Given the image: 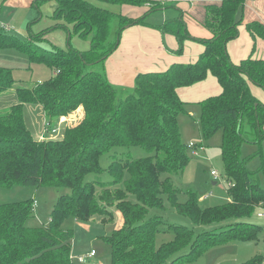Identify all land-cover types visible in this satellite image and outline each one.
Instances as JSON below:
<instances>
[{
  "label": "trees",
  "instance_id": "1",
  "mask_svg": "<svg viewBox=\"0 0 264 264\" xmlns=\"http://www.w3.org/2000/svg\"><path fill=\"white\" fill-rule=\"evenodd\" d=\"M39 1H54L55 27L89 39L90 48L52 46L45 50L43 31L25 42L0 25V50L14 48L27 54L31 63H44L53 71L45 82L22 86L10 69L0 67V96L12 91L18 101L0 112V189L21 185L67 188L69 193L58 196L46 226L26 225L35 210L32 199L0 202V264H73V231L63 229V222L69 218L87 222L94 216L105 220L112 208L122 216V224L104 237L111 249L110 264H175L178 259L171 256L187 245L191 251L186 256L191 260L220 245L257 239L263 228L250 219L257 205L264 204L259 179L264 161L259 170L250 171L241 148L244 143L261 148L264 140V105L250 89L256 86L264 91V58L253 56L254 47L252 55L233 63L226 50L227 43L239 36L243 8L249 0L205 5L201 26L212 38L198 40L204 45L198 59L173 64L164 72L138 74L131 89L111 84L104 62L119 45L125 27L145 24V16L167 7L161 5L165 0H95L119 7L147 6V13L139 19L96 6L92 0H35L33 4ZM158 28L175 37L178 55L184 41L197 40L181 16ZM246 30L253 42L264 39L263 24L248 23ZM208 75L222 91L199 103V131L202 141L221 131L220 160L229 200L203 207L200 202L205 199L191 191L180 202L170 176L183 173L190 160L188 150L196 155L200 149L197 143L190 142L194 146L189 148L190 143L181 141L178 118L186 113V103L177 90L204 81ZM24 105L42 107L48 123L44 135H50L60 118L79 107L84 117L62 134L60 125L56 138L37 140L26 127ZM130 147L141 148L146 155L132 158L119 152ZM104 155L111 159L107 168L100 164ZM105 173L110 181L101 180ZM164 200L201 227L227 219L236 222L197 235L185 226L169 225L174 239L156 246L162 219L150 211L163 208ZM262 259L255 258L254 264Z\"/></svg>",
  "mask_w": 264,
  "mask_h": 264
},
{
  "label": "rangeland",
  "instance_id": "2",
  "mask_svg": "<svg viewBox=\"0 0 264 264\" xmlns=\"http://www.w3.org/2000/svg\"><path fill=\"white\" fill-rule=\"evenodd\" d=\"M2 1V0H1ZM19 0H16L18 3ZM97 6L108 8L115 13H119V6L104 4L92 0ZM165 10H156L146 17L147 21L159 23L160 26L165 22L161 14L172 12L174 7L172 4H167ZM56 8L54 1H39L36 5L31 4L28 7H14L11 12H2L0 22L13 28L9 34L16 35L21 40L27 42L34 35L45 33V41L41 46L45 50H51L52 46L60 50H67L69 47L81 49L84 46V40L74 35L70 36L66 31L56 28L52 19L53 12ZM164 9V8H163ZM172 19V18H170ZM170 21V20H166ZM187 41V40H186ZM184 41V43L186 42ZM183 43V45H184ZM0 67H5L12 71V75L16 83L22 86H32L37 83L45 82L53 76L51 68L44 63L30 62L27 54L20 53L14 48H3L0 50ZM131 89L132 87H125ZM259 97L264 96L262 89H256ZM256 95V94H255ZM16 94L12 91L0 96V112L6 111L12 105L17 103ZM186 113L178 118V126L181 135V141L187 145L190 142L197 143L199 148L196 155H192L188 150L190 157L189 163L185 167L183 173L177 176H170L172 184L179 190V201L184 202L187 199L189 191L195 193L203 207L217 206L226 204L228 198V183L223 177V166L220 160L221 146V131L216 132L210 138L201 139L198 118L199 107L194 105H186ZM198 109V112L195 111ZM75 112V111H74ZM73 112V113H74ZM24 120L26 127L37 140H41L40 136H35L33 133L37 131L43 134L46 115L41 106L24 105L23 107ZM72 114V113H71ZM84 114V112H83ZM70 115V114H69ZM84 117V115H83ZM82 116L74 115L71 127L79 124ZM76 123V124H74ZM68 126L61 125V134ZM60 134V135H61ZM56 138L57 136H53ZM60 136L59 138H61ZM44 139H51L50 135L43 136ZM125 153L132 158L143 157L146 152L138 147L123 148L119 152ZM259 153V154H258ZM241 155L244 159H248L247 167L250 171H257L263 165L264 161V140L261 143V148L257 145L244 143L241 148ZM111 159L108 155L101 158L100 164L103 168H107ZM216 171L218 178L214 179L211 172ZM168 175H162V178ZM95 177L94 175L90 176ZM260 184L264 187V173L259 174ZM90 180V178H89ZM102 181H110V177L105 173L101 176ZM212 182H216L214 185ZM69 193L66 188H48L41 187L37 189L16 185L11 188L0 189V202L12 203L32 199L35 202V210L32 216L27 220L28 227L46 226L49 222L50 213L53 205L56 203L59 195ZM258 206L251 217L250 221L264 227V221L257 218ZM112 214L109 218L105 216H94L87 222L76 221L72 218L65 220L62 224L63 229L72 230V262L79 264L77 257L85 255L87 251L94 250L95 257L87 264H110V246L105 243L104 237L110 236L114 230L121 227L122 216L115 208L110 210ZM150 215H158L162 219V223L158 226L156 233V246L162 243L170 242L174 239L173 232L167 228L169 225L185 226L194 231L197 235L202 231H211L225 227L228 224L236 222L232 219L212 223L203 227L192 224V222L184 215L176 212V210L164 200L163 208L151 210ZM263 232V231H262ZM259 232V236L255 240L246 242H230L224 245L215 247L207 253L196 255L191 260L187 256L191 251V246L187 245L174 253L171 259H178L175 264H254L255 258H263L260 264H264V236ZM253 262V263H252ZM260 262V261H259ZM258 260L255 264H259Z\"/></svg>",
  "mask_w": 264,
  "mask_h": 264
},
{
  "label": "crops",
  "instance_id": "3",
  "mask_svg": "<svg viewBox=\"0 0 264 264\" xmlns=\"http://www.w3.org/2000/svg\"><path fill=\"white\" fill-rule=\"evenodd\" d=\"M34 1L35 0H19L17 3L16 0H0V13L11 12L14 7H28L33 4ZM220 2L221 0H185L174 4V9L172 12H169V15L167 12L161 14L165 22H168L166 20L171 21L181 16L189 34L197 38V40L188 39L184 43L183 51L180 55L175 54L178 46L175 37L172 34H163L158 28L159 23L147 21L146 17L148 15L144 17L145 24L125 27L120 36L119 45L104 62V71L108 81L120 87H133L134 79L138 74L164 72L171 65L177 63H194L204 51V45L198 40H208L212 38L210 32L201 26V21L204 17V6L211 4L218 5ZM120 8L121 11L119 14L132 19L143 17L149 9L147 6L135 7L128 5L121 6ZM165 8L158 10H165ZM242 17V24L238 28V38L230 41L226 46L230 60L233 63H238L252 55L254 47H256V50L253 56L256 58H264V39H257L253 42L246 30V25L251 22H259L264 25V0L246 1ZM0 25L5 24L0 22ZM5 26L10 28L11 31L13 30L12 27L8 25ZM67 27L70 28L68 25ZM60 29L66 31V33L70 35V29ZM72 35L76 36L75 34ZM84 41V46L80 47L81 49L76 48V50L86 51L90 48L89 39ZM257 88L256 86H250L253 95L264 105V96H258L261 94L256 90ZM221 91L222 89L217 80L213 76L208 75L204 81L195 83L189 87L179 88L177 93L180 100L186 103V105L190 104L198 108L202 100L219 95ZM195 112L197 113L198 109ZM76 114L83 118V108L79 107L74 113L67 117H63L62 119L65 122L62 124L71 127V125H73L71 124L72 121H75L73 117ZM33 134L36 137L42 135L41 133L37 134V131Z\"/></svg>",
  "mask_w": 264,
  "mask_h": 264
},
{
  "label": "built area",
  "instance_id": "4",
  "mask_svg": "<svg viewBox=\"0 0 264 264\" xmlns=\"http://www.w3.org/2000/svg\"><path fill=\"white\" fill-rule=\"evenodd\" d=\"M185 0H165V1H162L161 2V5L164 6L165 4H177L178 2H183ZM5 27L6 30H10V28H8L7 26L3 25ZM65 121L60 118L59 121H58V124L57 126H55V128H53L51 130V133H50V137L51 138H54L53 136H57L59 135V126L64 123ZM47 126H48V123L45 122L44 123V131H43V134H45L47 132ZM43 134L41 135L40 139L43 140ZM194 146L193 143H190L188 145L189 148H192ZM211 176L214 178V179H217L218 178V175H217V172L216 171H212L211 172ZM258 213H257V218L261 219L264 221V204H259L258 206ZM263 236H264V227H263V232H262ZM95 251L94 250H91L87 253H85V255H82V256H78L77 257V261L80 263V264H87L89 263L90 261H92L95 257Z\"/></svg>",
  "mask_w": 264,
  "mask_h": 264
},
{
  "label": "water",
  "instance_id": "5",
  "mask_svg": "<svg viewBox=\"0 0 264 264\" xmlns=\"http://www.w3.org/2000/svg\"><path fill=\"white\" fill-rule=\"evenodd\" d=\"M127 27V26H126ZM216 182H213V185L215 184Z\"/></svg>",
  "mask_w": 264,
  "mask_h": 264
}]
</instances>
